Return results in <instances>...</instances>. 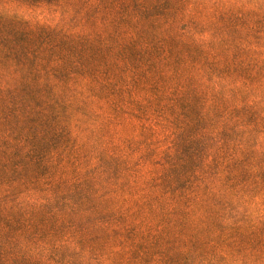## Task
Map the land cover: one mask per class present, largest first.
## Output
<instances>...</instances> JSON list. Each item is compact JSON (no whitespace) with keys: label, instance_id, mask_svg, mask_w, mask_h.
I'll return each mask as SVG.
<instances>
[{"label":"rangeland","instance_id":"rangeland-1","mask_svg":"<svg viewBox=\"0 0 264 264\" xmlns=\"http://www.w3.org/2000/svg\"><path fill=\"white\" fill-rule=\"evenodd\" d=\"M0 264H264V0H0Z\"/></svg>","mask_w":264,"mask_h":264}]
</instances>
